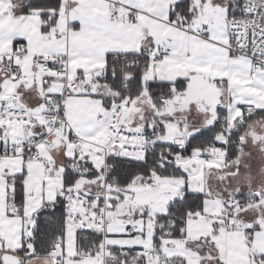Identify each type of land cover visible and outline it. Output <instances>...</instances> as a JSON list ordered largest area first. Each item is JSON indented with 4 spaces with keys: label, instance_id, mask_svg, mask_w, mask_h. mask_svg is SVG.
<instances>
[{
    "label": "snow or ice",
    "instance_id": "obj_1",
    "mask_svg": "<svg viewBox=\"0 0 264 264\" xmlns=\"http://www.w3.org/2000/svg\"><path fill=\"white\" fill-rule=\"evenodd\" d=\"M0 264H264V0H0Z\"/></svg>",
    "mask_w": 264,
    "mask_h": 264
}]
</instances>
